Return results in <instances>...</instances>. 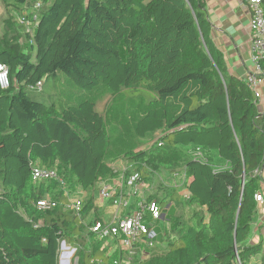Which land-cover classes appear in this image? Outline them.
<instances>
[{
    "label": "trees",
    "instance_id": "obj_1",
    "mask_svg": "<svg viewBox=\"0 0 264 264\" xmlns=\"http://www.w3.org/2000/svg\"><path fill=\"white\" fill-rule=\"evenodd\" d=\"M38 1L43 6L35 10ZM15 2L22 8L10 9L17 18L4 23L0 36V62L8 66L11 83L8 90L0 88V264H59L63 242L76 249L78 264L124 262L117 241L91 231L103 218L93 214L86 221L94 198L82 202L78 213L66 209L68 187L55 180L34 182L35 164L83 192L115 178L113 163L122 158L124 176L138 173L141 184L167 164L145 150L115 147L97 99L58 109V85L89 93L101 87L111 99L137 93L134 138L163 132L161 151L172 165L184 164L187 204L206 210L200 227H185L172 216L178 237L164 253L133 263L252 264L260 257L264 264V240L251 239L260 208L255 195L263 188L256 172L264 166V113L246 80L228 72L204 2L54 0L44 10L50 0ZM34 12L40 19L27 32L17 21ZM39 83L40 92L31 89ZM47 86L53 95L44 93ZM190 147L216 151L228 168L214 170L188 158L181 149ZM165 187L173 189L168 199L155 193L145 203L158 204L160 220L174 197L182 196L177 186ZM159 190L165 193L162 184ZM48 197L57 208L38 210L36 203Z\"/></svg>",
    "mask_w": 264,
    "mask_h": 264
},
{
    "label": "rangeland",
    "instance_id": "obj_2",
    "mask_svg": "<svg viewBox=\"0 0 264 264\" xmlns=\"http://www.w3.org/2000/svg\"><path fill=\"white\" fill-rule=\"evenodd\" d=\"M54 0H50V2L43 7L49 8ZM38 3L41 4V7L43 6L41 1H38ZM27 5V4H26ZM26 7V6H25ZM11 8H22L18 7L15 0H0V36L4 32V23L9 19L17 18L16 15L11 16L10 15V9ZM18 24V21H17ZM26 40H24V44ZM31 54L35 57V50L30 49ZM60 81L64 80L65 86H69L68 82L65 81V77L63 75H59ZM61 81V82H62ZM101 88V87H100ZM100 88L96 89L94 92H85L78 89L69 88L66 89L62 85H58V97H59V104L57 105L58 109H64L67 106L70 105H77L83 101H91L96 102L95 99H97V107L100 110L101 113L104 114V118L106 120L108 131L110 132L111 136L113 137L112 142L114 146L121 145V146H132L133 149L137 148V150H145L150 153L151 159L154 160H164L166 161L168 166L162 165L160 171L155 174H153L152 178L153 180L150 182H145L139 185L138 192L134 191H128V195L125 196L124 201L125 202H137L138 203H147L149 200V196L155 193H158L156 196L158 199H161L163 196L167 195L166 198H169V195L172 193V188H167L165 186H171L175 187L177 186L180 188V191L182 192L181 197L184 198V201L181 197H174V201L171 203L169 209L165 211L163 220L161 221H155L154 227L152 229V232L154 235H159V239L157 241V247L156 252L164 253L167 249L170 243L174 240V238L178 237L177 233H174L172 230L173 227H170V221L172 219V216H178L179 220H183V226H195L200 227V217L206 216L205 211L197 206H190L186 202V197L183 195L184 190V180H186V174L184 171V164L182 165L179 163V161H174L175 164L169 163L171 157L166 155L164 152L161 151V138L163 136V132H159L155 134L152 137H149L145 140H138L134 138L132 131H131V122L134 120L135 115L138 113V110L136 109V102L138 101L137 98H139V95L137 93H131V95L127 97L119 95L115 98L111 99V96L106 91L101 90ZM98 90V92H97ZM40 92V91H39ZM44 93L46 95H53L54 91L50 86H47L44 88ZM76 96L75 100L73 99V95ZM263 94V93H262ZM262 99H259L258 102L262 101ZM139 110H143V107L141 106ZM181 152L186 154L188 158L193 159H199L203 162L209 163L214 170H223L227 169L228 165L223 160L220 159L218 153L216 151H206L202 148L197 147H190V148H182ZM113 158L112 154L109 155L107 158V162L111 163V159ZM127 160L121 159L113 163V166L116 167L117 173L115 179L110 180H102L99 181V183L95 186L93 191L83 192L79 187L74 186L69 188V185H64V182L62 179L59 181L61 182V186L64 188L68 187L69 192V198L71 201L80 200L85 203L87 200H92L94 198L95 201V209L92 213H90L86 219L88 221L89 219L93 218V214L100 215L104 221H112L114 214L116 213V210H119L120 213H124V208H119L116 204H107L105 201H103L99 188L101 187V184H109L114 183L115 181H119L124 177V171L127 168ZM120 163L123 164V166H118ZM262 180L264 183V174L262 175ZM262 183V184H263ZM164 187L165 193L161 194L160 187ZM262 193H264V185H262ZM67 190V189H66ZM180 192V193H181ZM93 197V198H92ZM167 198V199H168ZM178 202H183V204H180ZM169 219L167 220V218ZM166 229H168L166 231ZM165 231V232H164ZM70 246H67L65 248L61 245L60 250V258L64 256V253L67 251V249ZM73 249V248H72ZM155 249L153 252H155ZM138 257V256H137ZM136 257V258H137ZM148 257V256H146ZM74 258V259H73ZM140 259L145 260L148 258H140L138 257L137 261ZM124 262L121 264H136L137 262L128 261L129 258H126L124 255L123 258ZM260 257L253 260L252 264H259ZM59 264L61 263V260L59 261ZM71 264H78V258L75 256L72 257Z\"/></svg>",
    "mask_w": 264,
    "mask_h": 264
},
{
    "label": "built area",
    "instance_id": "obj_3",
    "mask_svg": "<svg viewBox=\"0 0 264 264\" xmlns=\"http://www.w3.org/2000/svg\"><path fill=\"white\" fill-rule=\"evenodd\" d=\"M245 2L250 13L249 29L252 39V61L256 70L254 75L248 76L245 80L254 92L255 98L258 101L261 97L259 90L264 84L263 0H245ZM40 8L41 4L37 3L35 5V10H39ZM39 19L40 14L34 12L29 19L26 17L19 18L18 23L24 24L27 28V32H31L36 27ZM10 86L9 68L0 62V88L5 91L8 90ZM42 87V83H39L36 87H31V89L41 91ZM263 171L264 166L260 171L256 172V175L261 179ZM32 177L33 181L36 183L50 180L60 182V178L55 171L41 168L38 164H35L33 167ZM140 184L141 176L138 173H133L130 176H124L121 180L115 181L114 183L101 184L99 190L103 201L108 203L114 200V204L118 206V209L122 207L124 208L123 210H126L129 208V203L124 201L125 196L128 195L127 192H138ZM255 200L258 203L264 202L262 192L255 195ZM57 206L58 202L52 197L39 200L36 203V208L40 211H51L57 208ZM66 209L78 213L82 209V201H71V203L66 206ZM160 217L161 209L157 203H138L136 208L132 209L127 214H122L117 210L110 222L102 221L94 223L91 231L100 239L117 241L120 248H122L125 257L130 259L125 260L126 262L134 260L137 256L145 259L152 256L151 253L156 248L157 242L151 236L152 228L150 226L154 224L155 221H159ZM65 247L66 244L63 248ZM73 256H76V249L69 247L64 253V256L62 258L59 257V261L61 260L62 264H71Z\"/></svg>",
    "mask_w": 264,
    "mask_h": 264
},
{
    "label": "crops",
    "instance_id": "obj_4",
    "mask_svg": "<svg viewBox=\"0 0 264 264\" xmlns=\"http://www.w3.org/2000/svg\"><path fill=\"white\" fill-rule=\"evenodd\" d=\"M202 1L205 4V10L212 25V40L222 52L228 72L241 79H246L248 76L254 75L256 70L252 61V39L249 29L250 13L245 0ZM259 91L261 94L260 99H262L264 97V84ZM258 106L264 113V99L258 102ZM118 166H123V164L120 163ZM182 191L183 195L187 197V190L184 189ZM180 194H182V192ZM262 194L264 196V193ZM136 203L137 202H130L129 208L124 210L122 214L129 213L133 209L131 207L135 206ZM161 219L163 220V217ZM261 226H264V202L260 203V208L253 223L251 236L253 243L258 242L260 238L264 240V227L261 228ZM167 230L168 229H166V231ZM151 236L155 240L160 238L159 235H154L153 232ZM157 246L158 245H156V247ZM151 254L157 255L161 253L156 252L155 249V252Z\"/></svg>",
    "mask_w": 264,
    "mask_h": 264
},
{
    "label": "water",
    "instance_id": "obj_5",
    "mask_svg": "<svg viewBox=\"0 0 264 264\" xmlns=\"http://www.w3.org/2000/svg\"><path fill=\"white\" fill-rule=\"evenodd\" d=\"M64 246H65V242L62 243V247H64Z\"/></svg>",
    "mask_w": 264,
    "mask_h": 264
}]
</instances>
